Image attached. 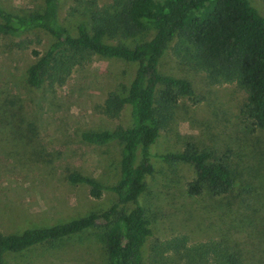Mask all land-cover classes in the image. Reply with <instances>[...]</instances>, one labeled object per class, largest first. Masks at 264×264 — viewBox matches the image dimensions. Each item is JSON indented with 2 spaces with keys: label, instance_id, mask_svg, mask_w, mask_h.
I'll use <instances>...</instances> for the list:
<instances>
[{
  "label": "rangeland",
  "instance_id": "obj_1",
  "mask_svg": "<svg viewBox=\"0 0 264 264\" xmlns=\"http://www.w3.org/2000/svg\"><path fill=\"white\" fill-rule=\"evenodd\" d=\"M249 2L264 17V0ZM0 4L28 13L41 10L44 0H0ZM76 5V0H60L59 6V20L74 34L82 11L78 8L71 14ZM28 36L41 41L19 48L4 38L0 45V93L21 99L23 117L35 125L31 136L30 131L10 126L0 113V230L7 234L107 207L115 199L111 190L96 199L87 185L70 183L66 173L76 168L105 186L115 184L121 145L88 144L81 140L80 131L125 127L131 122L128 105L114 116L103 112L102 105L110 91L128 84L134 64L93 55L74 67L64 85L30 89L25 80L26 69L34 61L30 50H43L49 36L41 30ZM158 68L188 79L193 95L178 100L169 126L150 147L153 172L139 197L152 228L143 247V264L176 260L165 251V244L182 235L190 243L221 239L239 250L244 264H264V129L254 128L243 114L246 92L235 83H212L206 72L177 56L173 41ZM187 145L208 150L210 160L219 158L229 165L235 184L228 192H187L188 182L195 177L192 165L159 157ZM133 206L128 203L125 208ZM5 260L7 264H106V254L95 228L54 245L7 252Z\"/></svg>",
  "mask_w": 264,
  "mask_h": 264
},
{
  "label": "trees",
  "instance_id": "obj_2",
  "mask_svg": "<svg viewBox=\"0 0 264 264\" xmlns=\"http://www.w3.org/2000/svg\"><path fill=\"white\" fill-rule=\"evenodd\" d=\"M76 2L71 14L79 12L78 8L82 11L75 34L59 20L60 0H44L41 10L28 13L0 4V45L4 38L19 48L39 43V38L28 36L37 30L49 36L43 50H30L34 61L25 76L30 89L64 85L74 67L93 55L134 64L128 84L110 91L102 105L103 112L111 116L128 105L130 125L80 131L81 140L88 144L121 145L117 182L105 186L76 168L66 173L70 183L87 185L91 197L101 198L109 189L115 199L105 208L53 225L28 227L19 233L0 230V264H7V252L18 254L36 245H54L95 228L100 231L106 264H143V247L152 228L139 197L147 187V175L153 172L150 147L169 126L178 100L193 95L188 79L159 71V60L170 42H174L177 56L206 72L212 83L240 86L247 94L243 114L254 128L264 129V17L249 0ZM22 109L17 96L0 93L3 119L35 136V125L23 117ZM22 137L29 138L24 133ZM210 156L208 150L193 145L159 155L165 162L192 165L195 177L188 182L190 195L228 192L235 184L232 170L223 160H210ZM128 203L134 206L126 209ZM165 251L176 260L160 264H244L239 250L221 239L190 243L182 235L167 241Z\"/></svg>",
  "mask_w": 264,
  "mask_h": 264
}]
</instances>
